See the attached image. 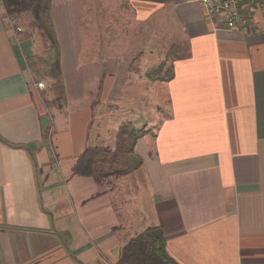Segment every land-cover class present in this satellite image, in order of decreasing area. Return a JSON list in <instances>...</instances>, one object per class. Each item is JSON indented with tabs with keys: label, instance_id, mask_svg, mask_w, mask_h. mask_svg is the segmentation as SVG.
I'll list each match as a JSON object with an SVG mask.
<instances>
[{
	"label": "crops",
	"instance_id": "crops-1",
	"mask_svg": "<svg viewBox=\"0 0 264 264\" xmlns=\"http://www.w3.org/2000/svg\"><path fill=\"white\" fill-rule=\"evenodd\" d=\"M8 16L0 1V264H117L154 226L179 264H264V12L241 30L194 0H52L62 108L28 65L47 42ZM169 57L173 79H149ZM125 118L147 127L142 164L106 188L78 175Z\"/></svg>",
	"mask_w": 264,
	"mask_h": 264
},
{
	"label": "trees",
	"instance_id": "trees-1",
	"mask_svg": "<svg viewBox=\"0 0 264 264\" xmlns=\"http://www.w3.org/2000/svg\"><path fill=\"white\" fill-rule=\"evenodd\" d=\"M2 1L9 16L20 17L29 14L32 17L31 28L47 42L48 49L45 53L30 58L28 65L35 81L41 77L52 81L51 91L55 98L51 105L64 107L66 94L62 79L60 46L52 22V0ZM170 71L169 75L164 76L160 71H155L148 77L151 80L170 81L174 76L172 69ZM144 134L145 132H136V129L127 125L122 126L117 136L115 151L110 152L100 147L86 150L78 160L76 173L84 177H93L95 181L101 182V178L109 173L128 174L136 170L142 164L140 159H137V166H123V162L127 160L128 155L134 156L135 144ZM105 164H108V168ZM117 264L179 263L167 250L164 229L161 226H154L147 228L124 246Z\"/></svg>",
	"mask_w": 264,
	"mask_h": 264
},
{
	"label": "built area",
	"instance_id": "built-area-1",
	"mask_svg": "<svg viewBox=\"0 0 264 264\" xmlns=\"http://www.w3.org/2000/svg\"><path fill=\"white\" fill-rule=\"evenodd\" d=\"M3 2L2 0H0ZM204 10L207 17H223L228 29H248L252 22V14L258 9L264 12V0H194ZM8 23L15 33L21 31L17 19L8 16ZM38 90H46L44 82L35 84Z\"/></svg>",
	"mask_w": 264,
	"mask_h": 264
},
{
	"label": "rangeland",
	"instance_id": "rangeland-1",
	"mask_svg": "<svg viewBox=\"0 0 264 264\" xmlns=\"http://www.w3.org/2000/svg\"><path fill=\"white\" fill-rule=\"evenodd\" d=\"M30 15L29 14H24V17H23V19L25 20V21H28V20H30L29 17ZM45 53V51H43V52H41L40 54H38V55H42V54H44ZM171 60H172V58H168V60L166 61V62H163L162 64L163 65H166V67L168 68V72H167V74L169 75V73H171ZM166 63V64H165ZM164 72V71H163ZM37 82H44L45 84H47L46 85V90H48V92H51L52 93V91H51V82L48 80V79H45V78H43V77H41V79H39ZM155 101H156V99H155ZM151 109H152V114H151V121H152V124L153 125H155V123H157V121H158V111H157V108H156V106L154 105V104H152V107H151ZM145 111H146V109H145ZM145 115H147V113H145ZM123 121H121V123H120V125H119V127H118V129L119 130H117V132H119L120 130H121V128H122V126H124V125H127V126H129V127H131V128H134V129H136V132L137 131H139L140 133H142V132H147V127H146V125L145 126H143V125H135L134 124V122H132V121H130V119H122ZM148 121V120H147ZM146 123V122H145ZM148 126V125H147ZM113 138V140H117V138H116V133L114 134V136L112 137ZM106 139L107 140H109V137H106ZM110 142H105L104 144H103V146L102 147H100V148H103V149H106L107 151H110V152H113L112 150H114V147H112L111 145V139L109 140ZM117 143V141L115 142V144ZM100 155H102V154H100ZM109 160V159H108ZM120 165H122L121 163H120ZM124 165H127V166H132V165H138L137 164V162H135V164L132 162V160L131 159H127L126 161H124L123 162V166ZM105 166L108 168V164H105ZM128 169V168H127ZM108 171V170H107ZM109 172V171H108ZM131 173V172H130ZM117 175H121L119 172L117 173V174H111V173H109V174H107V175H105V177H102L101 178V182H99L101 185H103L104 186V188H106V187H108L110 184H111V182H112V176L113 177H117Z\"/></svg>",
	"mask_w": 264,
	"mask_h": 264
}]
</instances>
